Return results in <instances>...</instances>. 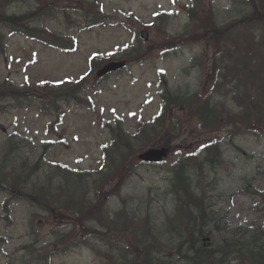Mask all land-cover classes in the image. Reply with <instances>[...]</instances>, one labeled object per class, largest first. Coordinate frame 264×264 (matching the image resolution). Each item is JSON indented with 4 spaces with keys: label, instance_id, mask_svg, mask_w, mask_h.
Here are the masks:
<instances>
[{
    "label": "trees",
    "instance_id": "obj_1",
    "mask_svg": "<svg viewBox=\"0 0 264 264\" xmlns=\"http://www.w3.org/2000/svg\"><path fill=\"white\" fill-rule=\"evenodd\" d=\"M1 1L0 53L5 56L8 32L32 39H37L42 32L32 26L35 22L28 21L31 16H9ZM37 1L39 6L49 2ZM81 1L90 12L84 16L89 26L103 25L106 19L99 10L98 0ZM250 7L249 19L240 17L227 23L224 29L217 28L214 21L199 32L206 33L204 38L211 35V38L220 40L225 31H248L254 50L259 48L257 53H264V0H251ZM44 42L53 46L55 39ZM232 45L233 55H237L240 61L234 68L230 61L217 66V86L213 91L166 90L162 111L154 119L149 122L140 120L131 130L120 121L110 126L111 145L103 151V165L93 172H73L58 164L51 165L43 157H36L35 148L22 155L21 144L31 146L32 142L24 140L19 143L16 137L9 138L3 148L6 154L0 157V192L8 198L3 205V213L8 216L1 217L0 221L9 224L11 206H29L28 237L32 243L25 245L20 254L14 253L7 264H53L55 258L81 248L90 249L109 264H160V257L154 251L157 246L161 250L167 249L169 258L185 264H264L263 222L234 230L220 245L212 240L214 230L210 231L209 227L213 225L216 231L220 229L207 213L205 193L197 175L199 170L206 175L204 179L212 175L219 177V171L227 164L223 148L235 149L237 138H264V56L261 59L247 57L240 42L233 41ZM244 69L249 72L250 87L245 84ZM229 72L233 82L222 76ZM258 80L260 85L256 88ZM86 87L84 80L61 84L58 88L46 83L38 88L28 86L20 90L5 82L0 83V101L14 100L18 108L30 107L35 94L42 91L49 101L48 110L58 122L63 113L62 104H70L73 100L80 102L78 96L82 92L87 94ZM67 94L66 98L62 96ZM183 113L189 116V120L178 118ZM193 125L196 130L194 143L201 146L180 148L177 161L167 170L170 178L166 180L169 183L166 196H172L179 205L178 212L185 215L179 218V225L159 221L160 218L150 222L152 215L142 218L123 212L111 216L106 207L109 197L136 174V155L151 144H160L168 135L183 136ZM223 133L227 134L230 145L223 144L218 137ZM254 195L263 198L258 192ZM50 221L53 222L48 234L50 241H45L42 234ZM173 229L176 230L174 236ZM206 238L211 241L206 242ZM173 239H177L178 247H174ZM3 242L1 237L0 245ZM48 242L50 244L44 246Z\"/></svg>",
    "mask_w": 264,
    "mask_h": 264
},
{
    "label": "rangeland",
    "instance_id": "obj_2",
    "mask_svg": "<svg viewBox=\"0 0 264 264\" xmlns=\"http://www.w3.org/2000/svg\"><path fill=\"white\" fill-rule=\"evenodd\" d=\"M190 1L179 0L178 3L174 0H100L98 7L102 4L107 24L89 28L84 16L90 12L80 0H52L53 4L41 3V6L35 5L32 10L24 0H14L16 4L10 7L9 15L35 13L34 19L43 22L45 29L59 34L66 42L70 39L75 41L76 47L68 52L65 51L68 47L66 44L60 43L58 48L56 42L51 48L21 34H14L9 38L5 57L0 55V81L9 78L19 86L25 85L27 81L37 86L36 83L41 81L80 79L90 72V61L94 57H98V60L93 61L95 70L87 78L88 96L83 92L80 102L64 106L63 115L59 125L54 127V133L48 134L54 118L44 116L38 108L12 110L7 115L0 112V147L8 136L18 133L21 137L34 141L31 148H38L37 155L44 156L48 161L60 162L73 169L91 170L96 166L100 168L103 165L102 149L109 147L111 143L110 130L106 125L114 124L120 119L126 126L131 127L140 117H154L160 108V97L164 94V88L159 86L161 78H164L165 85L172 91L184 90L185 87L196 92L210 90L212 83L209 88L207 84L210 69L214 61L218 60L217 53L231 55L233 45L229 42L219 43L220 40L211 38V35L200 45H196L194 37L198 35L191 32L182 36L181 43L177 41L182 49L176 54L179 48H171L169 38L176 40L175 36L183 34L185 29L191 30L187 28L190 25V17L185 11V6ZM201 1L200 9L196 7L193 11H201L203 25L208 26L212 24V12L216 15L218 23L234 16L232 3L235 1L239 4L240 0ZM25 2L34 5L31 0ZM161 11L169 12L166 23H162L160 18H154L155 14ZM245 12L250 15V8ZM37 14L47 15L36 17ZM143 29L150 34L147 43H142L139 39V33ZM241 35L248 36L249 32L243 31ZM228 37H234V34H229ZM70 48L71 45L67 49ZM133 51L135 53L132 59L139 56H144V59L139 63H128L125 70L103 81L95 78L96 71L102 65L108 61L125 60L124 53ZM99 63L100 67L97 66ZM258 85L260 83L255 87ZM62 96L66 98L69 95ZM36 97L42 100L43 107L47 108L48 101L44 92L39 91ZM88 97L92 98L91 106L87 104ZM9 105L10 102L0 103V107ZM178 118L189 120L185 113L179 114ZM195 136L193 125L188 127L181 137L168 135L160 144L150 146H170L173 152L166 165L171 166L178 158L177 147L193 145V149L201 146L194 144ZM226 136L220 134L218 137L223 144L230 145L228 138L224 140ZM42 143L59 145L45 152L41 148ZM235 144L238 147L236 153L234 149L230 152L229 147L223 148L231 163L226 164V168L220 171L219 180H214V175L204 179L206 175L197 170L201 189L206 192L208 212L212 213L220 229L212 235V240L218 242V245L224 238L229 237L234 229H245L255 223L264 222V205H258L261 200L252 196L255 188L264 196V138L260 141L252 138L237 139ZM27 150H30V147ZM163 168L149 165L140 167L123 192L111 198L112 201L108 204L110 212L114 214L129 210L150 213L151 209L162 212L159 213L160 217L164 218H161L162 220L176 218L178 206H175L171 198L165 196L166 180L170 176L167 174L168 168ZM246 188H249V191H246ZM2 197L4 198L0 195V199ZM14 210L13 225L8 228L3 226L0 231V235H6L8 239L7 246L0 249V264H5L10 254L23 249V246L30 242L26 237L28 207L17 205ZM52 225L53 222L50 226ZM87 226L89 227V224ZM49 229L51 228L48 226L44 227L42 235L43 239L50 241L47 236ZM112 238L115 239L114 236ZM174 247H178L177 241H174ZM169 255V251L168 255H161V264H185L178 259L168 258ZM55 264L108 263L97 258L90 250L81 249L68 258L57 259Z\"/></svg>",
    "mask_w": 264,
    "mask_h": 264
},
{
    "label": "water",
    "instance_id": "obj_3",
    "mask_svg": "<svg viewBox=\"0 0 264 264\" xmlns=\"http://www.w3.org/2000/svg\"><path fill=\"white\" fill-rule=\"evenodd\" d=\"M144 40H147V33L144 32L143 34ZM122 64H110L106 66L103 70L98 73V76H103L106 73L113 71L117 68L122 67ZM169 151L167 149H160V150H150L143 155L140 156L141 160L146 162H161L165 157H167Z\"/></svg>",
    "mask_w": 264,
    "mask_h": 264
}]
</instances>
